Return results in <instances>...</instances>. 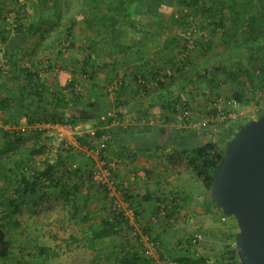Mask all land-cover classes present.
Returning a JSON list of instances; mask_svg holds the SVG:
<instances>
[{"label": "trees", "instance_id": "16d2710c", "mask_svg": "<svg viewBox=\"0 0 264 264\" xmlns=\"http://www.w3.org/2000/svg\"><path fill=\"white\" fill-rule=\"evenodd\" d=\"M11 1L13 4H16L21 0ZM32 1L35 8H41L38 12L39 15L36 22L25 27L21 14L13 21V26L7 29L6 27L0 29V42L8 45V47L6 46L5 52L6 56H8L9 73L11 72L16 85L12 92L8 89V93L3 94L5 84L3 83L2 70L0 69V117H4L5 114L8 113L9 118L14 121L15 125H18L17 118L19 117L26 118L29 125H35L37 123L75 125L92 118L93 116L90 112H93L98 119H102L107 115L109 116L106 110H99L97 104L90 103L88 100L86 102L85 98L87 97L83 95V88L81 87V90L78 91L75 87V84L81 86L82 83L80 81L78 82V79L73 77L74 75L83 74L86 77L85 80H88L89 78H97L101 73L100 69L104 61L102 58H99L98 50L102 45L99 39H97V33L94 31H90L92 37L90 36L89 39L91 46H88V55L84 57L82 62L78 63V67L72 71V75H68L64 71L60 72L58 74L60 81L54 78V76L57 75L51 73L55 64H49L48 69L44 70V73H49L50 76L53 75L51 76L52 82L50 78H46L41 74L42 72L38 66L36 68H33L34 66L31 65L32 68L20 66L18 63L20 59H30L32 56L28 48L31 45L29 43L30 39L33 37L38 36L39 39L34 48H38L41 42L55 34L56 30L63 27L67 28L68 39L69 37H73L72 29L75 23L69 22L71 9L67 0ZM85 1L88 6L89 14L91 15V19L86 20L88 28H91L92 23L100 22V31L102 33H113V37L110 41H112L115 46L119 44V32L125 29V27L135 30L138 29L137 25L134 24V22L137 24L138 22L131 19L130 15L132 14L135 15L134 19L145 18V24L142 25V27L138 24L141 30H152L151 26L154 23L151 24L149 18L153 16L152 19H156L157 27L160 32H172V25L177 24L182 27L184 33L189 31L197 32V30L189 27L195 25L194 20L196 15L202 16L203 19L206 20L205 24L208 23L206 27L210 30V36L203 35L200 36L201 38L196 37L193 41L194 47L192 49H188L189 38H182L179 34L172 38L174 46H178L179 51L178 55L175 56L176 60L174 59L173 66L175 68L169 70L172 74L167 78L166 82H171L175 77V73H179L184 68L192 67L196 53L199 52L198 54L206 55L216 51L218 47L216 43H218L219 47L226 46L230 48L231 46H235L238 50L245 49L248 53L246 63L239 62L230 66L222 64L218 67H214L212 70H205L203 74L198 71L193 74V79L195 80L193 85L203 80L207 81L213 92V89H217L219 81L223 80L224 83L229 84L230 88L233 90V95L243 105L257 102L258 98H260L259 96L264 94V0H212L209 5L205 4L206 0ZM15 7L16 5L14 8H8V15L4 16L3 7L0 5V21H6L8 19L9 22V15L14 13ZM146 18H148V20ZM143 21L144 20L141 22ZM126 23L132 24L128 26ZM216 39H218V42H216ZM97 40L98 42H95ZM226 51L227 48H225L224 54H226ZM184 53L187 54V56L182 60L180 56ZM141 76L148 82V77L145 74ZM154 79L155 76L153 80ZM135 81L136 83L138 82L137 77ZM165 83H163L161 87ZM122 89L123 86L121 85L116 94L121 92ZM84 105L88 107V111L82 108ZM169 106L168 109L170 108ZM262 114H264V109L260 116H262ZM110 120L112 121L113 118L110 117ZM247 124L239 128L235 125H230L223 129L221 139L222 141L228 140L225 147H218L209 136V132L205 130L190 132L188 134L183 133L185 134L183 135L185 146H187L183 155H187L188 167L192 168L196 175L203 181L206 192L212 197L217 167L223 159L230 142ZM0 133H3L6 137L5 147L2 146L1 148H3V150H0L2 154L17 149L20 144L27 142V139H29V137L24 135L25 133L23 134L18 130H8L5 132L0 130ZM100 133L101 132H98V136L101 135ZM33 134L38 136L41 135V132L35 131ZM88 142L89 141L86 139L81 140L83 145L88 144ZM70 151L72 150L65 153H69ZM48 153L49 144L47 143L26 150L22 154V157L18 159L19 166H17V169L21 175L16 181L13 197L6 198V188L1 189V202L6 204L8 209V212L0 218L1 264H25L19 261L20 258L27 259L34 256L36 253L40 255L44 254L42 248L24 247L20 245L15 246L8 235V227L19 226V222L16 218L23 214V207L26 205L28 198H31L40 190L45 191L62 186L67 201L70 204H75L77 202L69 196L72 188L68 187L67 184L63 182L66 175L68 177L69 174L68 170L61 169L63 166H66L65 160H62L60 154L54 166L45 164L43 159ZM181 156L182 154L180 155L177 153L173 155L171 159L175 158L179 160ZM11 171H13V169ZM91 174L92 172L89 173V177H91ZM43 178H46L47 181L50 182V185H46L42 182ZM98 190L103 192L106 199L110 201L102 187H98ZM174 202H176L175 198L170 201L168 206V211L170 213L168 215L169 219L175 217V214L170 212L171 203ZM214 202L220 209L215 198ZM233 220L235 219L233 218ZM124 222L125 220L121 213L111 212L108 217L104 218L102 224L98 226L97 229L95 228V235L92 242H96L97 240H113L116 237L120 238L119 227ZM235 222L237 223L236 220ZM190 238L186 239L185 242L187 244L190 242ZM185 242H183V244ZM232 244L233 243L227 244L222 248L220 260L224 262V264L229 261H233L234 264H240L237 253L232 249ZM117 247L119 248V252L117 253V261L119 264H148V261L139 258L137 253H129L124 249L125 246H123V244ZM179 251L181 253L172 257L178 264H202L206 259L205 257L196 259L189 249L183 247H181Z\"/></svg>", "mask_w": 264, "mask_h": 264}, {"label": "crops", "instance_id": "0c3cea01", "mask_svg": "<svg viewBox=\"0 0 264 264\" xmlns=\"http://www.w3.org/2000/svg\"><path fill=\"white\" fill-rule=\"evenodd\" d=\"M137 27V30L121 29L117 46L110 41L113 33L98 32L97 39L102 45L99 47L98 56L104 61L100 69L101 73L97 78L78 80V82L82 83L83 95L87 97L86 102L88 100L97 104V108L106 110L109 116L98 119L93 112H90L93 117L81 123L113 133V140L108 144L103 157L107 160L119 159L123 162L116 172V177L119 189L128 203L124 204V207L136 211L142 229L146 233H154L161 240L164 249L168 243V235L172 234V237H175L178 234V238L186 235L183 229L179 231L172 227L174 222L169 224L162 222L163 224L156 225L150 220L158 212V202L164 198L171 201V196H174L172 192H178V195H175L176 202L171 203L170 212L179 216L178 221L181 218L186 223L195 222V231L191 235L187 234V238L192 237L199 229L209 234L207 250L203 257L210 258L209 256L214 255L218 247L222 250L225 245L236 242L239 227L232 217L226 216L217 207L214 198L206 192L203 181L192 168L188 167L187 155H183L187 148L183 139L185 134L173 129L168 106L182 99L197 104L202 98L204 91L201 90L202 87L204 85L211 87L204 80L203 84L200 82L193 85L195 80L192 75L194 66H192L175 73L174 79L166 82L161 89L156 90L152 87L141 95L137 91L135 78L145 74L148 82L152 83L154 76L156 77L160 72L175 68L174 59L176 60L175 56L178 55L179 48L175 50L172 32L141 30L138 25ZM90 36L89 34L86 38L87 43L84 44L86 55L89 52L88 46H91ZM216 45H218L217 51L224 53L226 46L219 47L218 43ZM173 50L177 54H174ZM83 59H77L76 65H60V67H72L75 70ZM197 72L198 70L195 71ZM51 76L49 73L45 74L50 80ZM54 78L59 80L60 77L57 74ZM12 79L11 76V83ZM221 81L219 85L223 84V80ZM116 82H119L123 89L113 96L110 88ZM15 86L14 83L12 88L14 89ZM120 106L126 107L131 114L127 128L110 120V117L113 118V112ZM82 108L88 111L86 105ZM81 145L84 146L83 143ZM80 152V148L76 147L69 153L61 154L62 160L66 162V166L61 169L69 171L68 177L66 175L67 179L65 178L63 182L72 188L69 196L77 201L75 204H70V212L75 215L79 210L77 214L100 216L94 221L100 226L104 218L113 210L105 194L100 192L98 187L89 184L88 177L93 171L94 163L83 157ZM177 153L182 154L181 159H171ZM56 193L60 198L65 197L62 186L56 189ZM179 199H182V202H179ZM171 219L175 221L174 217ZM181 242L180 239L177 240L175 250L181 248ZM104 243L99 241L101 246ZM118 245H120L119 238L116 237L105 247L114 249L118 248ZM182 247L186 248V245L183 244Z\"/></svg>", "mask_w": 264, "mask_h": 264}, {"label": "rangeland", "instance_id": "374dc122", "mask_svg": "<svg viewBox=\"0 0 264 264\" xmlns=\"http://www.w3.org/2000/svg\"><path fill=\"white\" fill-rule=\"evenodd\" d=\"M211 1L212 0H206L205 4L209 5ZM19 2L13 4L11 0H1L0 5L3 7L4 16L8 15V8H14L15 5L16 7L14 9V13L9 15V22L8 19L6 21H0V29H2L3 27H6L7 29L8 27L13 26V21H15L21 14V18L23 17V25L25 27H28L31 23L36 22L39 15L38 12L39 10H41V8H35L32 0H21ZM67 3L71 9V17L69 19V22L71 21L75 23V26L72 29L73 39L71 38L70 40H68L66 31L67 28L63 27L59 30H56L55 34L47 38L45 41L41 42L40 47L36 49L34 48V44H37L36 41L38 40V36L33 37L32 39H30L29 43L31 45L29 44L30 46L28 48L32 56L30 57V59H20L18 63L21 67L34 66L33 68H36L38 66L39 68L41 66V68L43 67V69L46 70V68L48 69L47 66H49V64H55L59 66L70 64L76 65L75 62L77 61V59L87 56L86 52L84 51V44L87 43L86 38L89 37L90 31H94L97 34L98 32H100V22L92 23L91 28H88L86 20H90L91 15L89 14L88 6L85 0H67ZM130 16L132 20H136V22H138L140 27L145 24V18L134 19L135 15L132 14ZM152 18L153 16L149 18V21L151 22V24H156H153L151 26L152 30L160 32L157 27L156 19ZM146 19L148 20V18ZM142 20L144 21L141 22ZM205 21L206 20L203 19L202 16L196 15L194 20L195 25L189 27L197 30L198 38L203 35L210 36V30L206 27L208 23L205 24ZM132 23H126V25L131 26ZM134 24L138 25L135 22ZM172 28V32L174 34L173 36H176L177 34H184V30L182 31V27H180L179 25L173 24ZM125 29L128 31L132 30V28L129 27H125ZM85 34H87V36ZM6 46L8 47L7 44H3L2 42H0V62L4 57H8H6V55L4 54V51H6ZM225 48H227L226 54H222L217 50L206 55L196 54L195 58L193 59L192 66H194V71H192V75L196 70L204 72L207 69L212 70L214 67H218L222 64L230 66L235 65L239 62L246 63L248 53L245 49L238 50V48H236L235 46ZM176 49H178V46H175V50ZM175 50L173 51V53L175 52L174 54H177ZM8 76H10V78ZM11 76L12 75L10 72L6 76L3 75L2 77L4 81L3 83L5 84V88H3V94L8 93V89L11 92L13 91L12 85H14L15 80L12 79L11 83ZM190 77L191 76L189 75L188 78L190 79ZM50 81L52 82V79ZM58 81H60V79ZM218 86L219 87L217 89L215 88L216 90L213 89V92L220 93L226 97L233 92L229 84L223 82L222 85H219L218 83ZM209 89L210 88L208 86L204 85L201 90ZM257 109L263 112L264 96L257 102H251L248 105H244L240 110L242 113L240 119L230 125H235L239 128L242 125L249 123V121L251 122L254 120H258L261 117V113H256ZM2 117H0L1 131L5 132L8 130H18L23 134L25 133L24 135L29 137V139H27V142L20 144L17 149H13L9 152L7 151L3 154L0 153V193H2L1 189L6 188L7 193L5 194V196L7 198L13 197L16 181L21 175V173L18 172L17 169V166H19L18 159L22 157V154L26 150L34 146H40L44 143L50 144L52 143L54 138L42 133L41 135L35 136L32 131L25 130L26 121L24 122V118L22 117L17 118L18 125H15L14 121L9 118L8 113L5 114L3 118ZM226 127H217L207 130V132H209L210 134L209 136L212 138L213 142L217 144L218 147H225V145L228 143V140L222 141L221 139L222 131ZM5 142L6 137L3 135V133H0V150H3V148H1L2 146L5 147ZM12 169L13 171H11ZM56 189L57 188H51L45 191L40 190L31 198H28L26 201V205L23 207V214L16 218V220H18L19 222V226L8 227L9 238L13 241L15 246L20 245L24 247H38L44 250V254L42 255L36 253L34 256L27 259L20 258L19 261L25 264H119L116 256L117 252H119L118 248L115 247L114 249H106L105 247L109 245V242L111 243V240H105V243L102 244V246L99 244V241L92 242V239L95 235V228L99 226V223L94 221H96V219H99L100 216H97L95 214H77L79 210L75 215L71 214L70 203L65 197L60 198L56 193ZM7 212V205L3 204L0 199V218L3 217V215ZM187 223L183 222V220H181L180 218L179 221L177 219L174 222L172 227L179 231L183 229L186 235H191L193 231H195L196 224L195 222H189L188 224ZM199 231L204 234L206 239V243L204 247H202V252L203 254H205L204 252L207 250V240L209 239V234L201 229H199ZM186 235L179 238L178 234H176L175 237H172V234L168 235L169 238H167L168 243L167 245H165V252L169 257H173L174 255H178L179 253H181L179 249L175 250L174 246L176 245L177 240L180 239V241H182V243H180L182 247L183 242H185L187 239ZM185 245L186 242L184 243V246ZM221 256L222 250L218 247L215 250V254L209 256L210 258L208 259L215 260L214 264H224V262L220 260Z\"/></svg>", "mask_w": 264, "mask_h": 264}, {"label": "built area", "instance_id": "2783aa9c", "mask_svg": "<svg viewBox=\"0 0 264 264\" xmlns=\"http://www.w3.org/2000/svg\"><path fill=\"white\" fill-rule=\"evenodd\" d=\"M185 39L189 38L188 49L194 47L193 41L197 37V32L189 31L181 34ZM6 55V52L4 51ZM3 54V55H4ZM187 54H182L180 59H184ZM7 57V56H6ZM48 67V66H47ZM0 69L2 70V76H6L9 73L8 57L3 58L0 62ZM41 74L45 76L43 67L40 69ZM47 70V68H46ZM72 67L60 68L55 65L52 68L51 73L57 75L64 71L68 75H72ZM170 71L160 72L152 83L145 81L142 76H138L137 91L144 95L146 91L152 87L156 90L161 89V85L167 81V78L171 76ZM78 80H85V75H74ZM77 80V81H78ZM121 84L119 82L114 83L110 88V92L113 96L119 90ZM78 91L81 90L79 84H75ZM202 98L197 104H193L185 99H182L176 103H173L169 108V116L172 119V127L178 132L190 133L207 131L211 128L226 127L232 123L238 121L241 117V108L244 106L234 95L231 93L229 96H224L220 93L212 92L211 89L204 90L202 92ZM260 95L258 100L263 98ZM256 113H261V110L257 109ZM121 117V118H120ZM26 121V122H25ZM131 121V114L129 110L120 106L113 112V122L117 125H122L123 128H127ZM25 130L32 132L39 131L42 134L49 135L54 138L52 143L49 144V153L43 159L45 164L54 166L60 154H63L76 147L80 148L82 155L94 163V168L91 177H88V182L91 185L102 187L105 190L106 195L109 198L110 206L113 212L121 213L125 222L119 227L120 230V245L123 244L124 249L129 253H137L139 258L147 260L148 264H178V262L169 257L162 245L160 239H158L154 233H146L142 229L140 223V217L136 214V211L130 207H124V204H128L124 199L123 192L118 187V180L116 172L122 165V161L119 159H104L103 153L107 150L108 144L113 140V133L111 131H104L100 128L90 127L85 123H77L75 125H60V124H40L29 125L26 118H24ZM98 132H102L98 136ZM86 139L88 144L82 146L81 140ZM92 142V143H91ZM41 165V164H38ZM46 185H50V182L46 178L42 179ZM174 196H171V200L176 198L178 192H172ZM178 195V194H177ZM169 199H162L158 203V212L156 215L150 218L153 224H159L165 222L167 224L175 222L179 216L174 215V220L168 218L170 214L168 206L170 204ZM182 202V199L178 200ZM206 243L205 236L202 232L197 231L191 238L190 242L186 243V248L192 252L196 259L203 257L202 247ZM232 249L236 252L235 242L232 244ZM215 260L206 258L202 264H214ZM226 264H234L233 261H229Z\"/></svg>", "mask_w": 264, "mask_h": 264}, {"label": "water", "instance_id": "95a60500", "mask_svg": "<svg viewBox=\"0 0 264 264\" xmlns=\"http://www.w3.org/2000/svg\"><path fill=\"white\" fill-rule=\"evenodd\" d=\"M213 198L237 221L239 263L264 264V114L230 142L216 170Z\"/></svg>", "mask_w": 264, "mask_h": 264}]
</instances>
